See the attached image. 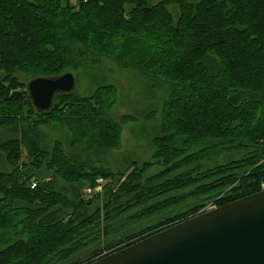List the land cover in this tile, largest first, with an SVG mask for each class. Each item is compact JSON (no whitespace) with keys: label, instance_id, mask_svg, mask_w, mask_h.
<instances>
[{"label":"trees","instance_id":"16d2710c","mask_svg":"<svg viewBox=\"0 0 264 264\" xmlns=\"http://www.w3.org/2000/svg\"><path fill=\"white\" fill-rule=\"evenodd\" d=\"M151 1L0 0V264H90L204 212V200L230 187L211 201L216 207L260 191L264 0ZM101 57L164 80L171 89L161 135L153 139L154 163L132 162L122 181L123 172L112 181L108 171L26 142L30 131L55 120L72 132L73 143L117 146L120 125L105 113L114 100L111 86L89 97L56 95L49 112L37 113L25 83L13 76L15 70L31 73V79L75 73ZM232 150L248 156L203 171L196 162L204 152ZM6 163L13 167L9 173L2 171ZM154 164L164 169L142 182ZM32 168L52 172V182L73 184V195L53 189L51 180L38 182ZM107 177L112 185L96 192L97 181ZM81 183L92 200L82 198ZM186 187L194 188L158 199ZM198 197L204 200L182 204ZM94 201L99 205L88 214ZM139 207L138 221L176 210L132 234L121 233L127 227L121 215ZM95 242L105 244L94 248Z\"/></svg>","mask_w":264,"mask_h":264},{"label":"rangeland","instance_id":"374dc122","mask_svg":"<svg viewBox=\"0 0 264 264\" xmlns=\"http://www.w3.org/2000/svg\"><path fill=\"white\" fill-rule=\"evenodd\" d=\"M75 1L76 0H71L72 3ZM156 2L157 0H152L150 3L155 4ZM173 8V6H170L168 10L172 12ZM174 10L173 13L176 14L177 10ZM23 72L15 70L13 76L22 81V84H26L31 79V73ZM75 75L77 77V82L73 93L78 98L91 96L100 86H111L114 89V100L105 113L109 119L118 122L120 125L119 143L117 146L89 147L85 143H73L72 132L69 131L66 126L55 123V120H52L50 124L40 125L38 128L36 127L35 130L30 131L32 132L30 134L32 138L29 137L26 142L31 143L36 141L42 150H48L50 152L60 151L73 161L86 163L94 168L108 171L110 175H113L111 177L112 181L120 177V172H123L122 176H124L121 181L124 180L131 170H133V163L137 167L142 166L143 163H154V158L152 157L155 152L153 139L161 135L160 123L164 103L169 99L171 90L169 83L164 80L150 78L136 69L122 68L112 58L107 57H101L99 63L95 66H87L85 69H79L75 72ZM14 134L15 133L12 131L9 132L10 137H14ZM247 152L248 151L243 150H232L227 152L208 151L204 152L203 156L196 162H201L200 170L203 171L205 169H213L225 165L230 160H242L248 156ZM22 161L28 162L29 160L24 158ZM158 167L155 164L154 166L151 165L150 168L142 174L141 181L144 182L147 178L164 169L163 167L162 169ZM192 167L193 166L183 167L179 169L178 172L186 171ZM31 171L33 172L34 178H38V182H48L51 180L50 176L52 172L46 171L45 169L43 170L44 172H39L33 168ZM170 175L172 176L173 174ZM34 178H32L31 181H33ZM162 180L163 179H159L152 184H158ZM50 182H52V180ZM97 182L101 183V186L95 188V191H100L103 185H112L109 177L105 178L103 181L98 180ZM52 184L53 189L60 190L69 196L73 195V193H71L72 188L75 187L73 184L61 178L54 180ZM82 185L83 186L80 187L82 198L85 200H92L93 194H91V190L88 189V185L86 183ZM193 188L194 187H186L183 190H176L162 195V197L158 199L162 200L171 196L181 197V195L190 193ZM230 188L218 193V195L212 199L209 198L204 200V197L195 199L187 198L183 200L185 202H182V204L204 200L206 205L201 211H206V209L210 207H216V204L211 201L217 199L219 195L226 194ZM215 192L216 191L212 193ZM94 203L95 204L89 208L88 214H91L95 207L99 205L96 201H94ZM174 209L176 210V207H169L166 210L150 215L140 221H138L137 217L142 213L141 207L131 209L121 215L127 223V227L122 230L121 233L132 234L139 231L145 228L146 224L152 221H158L164 214L174 211ZM116 212V210H112V214ZM133 213H135L136 216L133 217ZM131 217H133V220L130 219ZM95 243L92 245L94 248L100 247L101 243L105 244L104 242L99 244Z\"/></svg>","mask_w":264,"mask_h":264},{"label":"water","instance_id":"95a60500","mask_svg":"<svg viewBox=\"0 0 264 264\" xmlns=\"http://www.w3.org/2000/svg\"><path fill=\"white\" fill-rule=\"evenodd\" d=\"M75 73L39 76L25 84L37 113L70 94ZM90 264H264V191L197 214Z\"/></svg>","mask_w":264,"mask_h":264},{"label":"built area","instance_id":"2783aa9c","mask_svg":"<svg viewBox=\"0 0 264 264\" xmlns=\"http://www.w3.org/2000/svg\"><path fill=\"white\" fill-rule=\"evenodd\" d=\"M30 184H31V188H34L35 185H36V182H35V181H31ZM259 189H260V191H264V179L260 181V183H259ZM96 192H97V191H96ZM215 208H216L215 206H214V207H210V208L206 209V211H204V212H207V211L213 210V209H215Z\"/></svg>","mask_w":264,"mask_h":264},{"label":"crops","instance_id":"0c3cea01","mask_svg":"<svg viewBox=\"0 0 264 264\" xmlns=\"http://www.w3.org/2000/svg\"><path fill=\"white\" fill-rule=\"evenodd\" d=\"M12 170H13V167L9 166V164L6 163L2 171L9 173Z\"/></svg>","mask_w":264,"mask_h":264}]
</instances>
